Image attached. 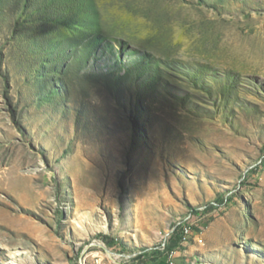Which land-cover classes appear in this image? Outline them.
<instances>
[{
    "label": "rangeland",
    "instance_id": "374dc122",
    "mask_svg": "<svg viewBox=\"0 0 264 264\" xmlns=\"http://www.w3.org/2000/svg\"><path fill=\"white\" fill-rule=\"evenodd\" d=\"M178 229L171 264H264V0H0V264Z\"/></svg>",
    "mask_w": 264,
    "mask_h": 264
},
{
    "label": "trees",
    "instance_id": "16d2710c",
    "mask_svg": "<svg viewBox=\"0 0 264 264\" xmlns=\"http://www.w3.org/2000/svg\"><path fill=\"white\" fill-rule=\"evenodd\" d=\"M214 208V207H213ZM206 211V210H205ZM205 211H203V212H201V211H199V210H197V209H193L192 210V212L194 213V214H203V213H205ZM177 231V230H176ZM179 234V229H178V231L174 234L175 235V237L177 236ZM103 238V241L105 242V244L108 246V248H110V249H112V248H114V247H116V241L115 240H113V239H111L110 237H108V236H104V237H102ZM180 238H177V242L178 243H176V241H175V239L173 240V245L172 246H170V248H171V250H174L173 248H175V246L177 245V244H179V242H180ZM176 244V245H175ZM161 254H160V252H158V251H154V252H146L141 258H143V259H145V258H147V257H153V256H155L156 257V262L157 263H154V264H166L165 263V261H167V259H166V257L163 259H161V258H159V256H160ZM138 258H140V257H138ZM139 261V260H138ZM138 263H140V261L138 262Z\"/></svg>",
    "mask_w": 264,
    "mask_h": 264
},
{
    "label": "crops",
    "instance_id": "0c3cea01",
    "mask_svg": "<svg viewBox=\"0 0 264 264\" xmlns=\"http://www.w3.org/2000/svg\"><path fill=\"white\" fill-rule=\"evenodd\" d=\"M181 246L185 247V245H181ZM173 249L174 250H171V251L176 252L175 253L176 254V260L175 261H178L179 263L187 261V259H185L186 258V251L185 250L181 252L180 251L181 250L180 246L179 247H175Z\"/></svg>",
    "mask_w": 264,
    "mask_h": 264
},
{
    "label": "built area",
    "instance_id": "2783aa9c",
    "mask_svg": "<svg viewBox=\"0 0 264 264\" xmlns=\"http://www.w3.org/2000/svg\"><path fill=\"white\" fill-rule=\"evenodd\" d=\"M181 231H182V226H181ZM177 238H181V233H179V235L177 236ZM163 246H167V255L165 257L167 259V262L169 264H171V260H170V250H171V248H170V245H169V240ZM100 247L103 248L102 245H100ZM158 252H159V250H158ZM97 264H105V261H97Z\"/></svg>",
    "mask_w": 264,
    "mask_h": 264
},
{
    "label": "bare ground",
    "instance_id": "6f19581e",
    "mask_svg": "<svg viewBox=\"0 0 264 264\" xmlns=\"http://www.w3.org/2000/svg\"><path fill=\"white\" fill-rule=\"evenodd\" d=\"M183 231H184L183 234H182L183 236L189 234V230H188L187 228L184 229ZM104 249H105V248H104ZM108 257H109V260H110V258H112L110 254H108ZM110 261H111V260H110ZM111 262H112V261H111ZM113 263H114V261H113Z\"/></svg>",
    "mask_w": 264,
    "mask_h": 264
},
{
    "label": "water",
    "instance_id": "95a60500",
    "mask_svg": "<svg viewBox=\"0 0 264 264\" xmlns=\"http://www.w3.org/2000/svg\"><path fill=\"white\" fill-rule=\"evenodd\" d=\"M105 250H106V248H105ZM107 252H109L108 250H106Z\"/></svg>",
    "mask_w": 264,
    "mask_h": 264
}]
</instances>
